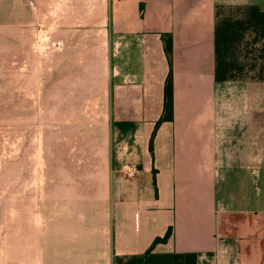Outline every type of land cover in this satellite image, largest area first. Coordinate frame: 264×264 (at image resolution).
Wrapping results in <instances>:
<instances>
[{
  "label": "crops",
  "instance_id": "obj_1",
  "mask_svg": "<svg viewBox=\"0 0 264 264\" xmlns=\"http://www.w3.org/2000/svg\"><path fill=\"white\" fill-rule=\"evenodd\" d=\"M107 6L111 76L98 53L79 51L70 26L60 25L59 87L35 108L50 121L57 106L59 139L66 124L80 131L96 161L77 179L66 157H54L43 226L25 232L18 222L0 264H173L188 252L196 264H264V0ZM164 33L172 36L173 118L156 126L169 70ZM68 74L76 80L69 92ZM19 82H9L12 109L32 110ZM35 84L29 77L27 91ZM71 97L84 101L70 105ZM22 160L11 163V175L30 174ZM124 164L138 167L134 177Z\"/></svg>",
  "mask_w": 264,
  "mask_h": 264
},
{
  "label": "rangeland",
  "instance_id": "obj_2",
  "mask_svg": "<svg viewBox=\"0 0 264 264\" xmlns=\"http://www.w3.org/2000/svg\"><path fill=\"white\" fill-rule=\"evenodd\" d=\"M72 8L80 10L71 13ZM110 22L106 0H0V46H6L0 52V93L4 91L0 96V262L6 260L4 253L11 246V232L18 222L25 232L43 226L40 209L57 179L54 157H66L77 179L83 168L96 161L91 155L92 144L80 139V131L75 135L66 124L59 139L57 106L51 109L50 121H44L41 112L35 111L43 105L44 97L59 87L60 67L53 56L60 45L54 34L60 25L68 24L73 32L72 45H77L79 51L98 53L99 63L110 77L114 36L105 29ZM11 40L17 49H10ZM250 52L245 50L244 57L249 58ZM259 59H264V49H260ZM29 77L36 82L33 93L26 88ZM11 78L20 80L19 92L24 101L35 105L32 110L12 109ZM74 82V74H68V92L74 90ZM74 99L68 98L67 102L73 105L84 101ZM72 108L64 113L68 118ZM111 147L113 152V144ZM18 157L28 165V176L10 174L11 163ZM3 168L7 169L4 173Z\"/></svg>",
  "mask_w": 264,
  "mask_h": 264
},
{
  "label": "trees",
  "instance_id": "obj_3",
  "mask_svg": "<svg viewBox=\"0 0 264 264\" xmlns=\"http://www.w3.org/2000/svg\"><path fill=\"white\" fill-rule=\"evenodd\" d=\"M164 42V51L168 60L169 70L164 82L163 88V111L162 115L156 122V126L162 121L172 120L173 118V76H172V36L170 33L162 34ZM153 136L154 130L149 141V150L153 154ZM171 234V228H168L162 237H156L154 243L157 241H165ZM173 264H196V254L192 252L177 253L173 257Z\"/></svg>",
  "mask_w": 264,
  "mask_h": 264
},
{
  "label": "built area",
  "instance_id": "obj_4",
  "mask_svg": "<svg viewBox=\"0 0 264 264\" xmlns=\"http://www.w3.org/2000/svg\"><path fill=\"white\" fill-rule=\"evenodd\" d=\"M123 169L127 177H134L138 172V167L135 164H124Z\"/></svg>",
  "mask_w": 264,
  "mask_h": 264
}]
</instances>
